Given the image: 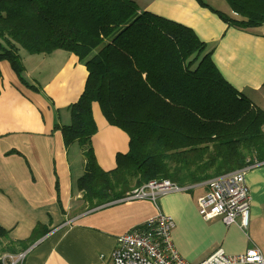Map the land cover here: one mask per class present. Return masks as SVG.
<instances>
[{
  "label": "trees",
  "instance_id": "16d2710c",
  "mask_svg": "<svg viewBox=\"0 0 264 264\" xmlns=\"http://www.w3.org/2000/svg\"><path fill=\"white\" fill-rule=\"evenodd\" d=\"M226 1L235 16L213 9L231 25L264 23V0ZM207 44L191 27L141 11L135 0H0V64L9 61L25 85L23 50L61 49L86 63L84 91L69 106L71 122L56 127L66 145L84 147L77 188L92 207L151 180L186 187L242 169L253 157L264 160V110L227 82ZM94 102L129 136L128 152L109 171L93 150ZM37 234L38 227L15 244L25 248ZM7 237L0 225V240ZM15 244L6 250L17 253Z\"/></svg>",
  "mask_w": 264,
  "mask_h": 264
},
{
  "label": "crops",
  "instance_id": "0c3cea01",
  "mask_svg": "<svg viewBox=\"0 0 264 264\" xmlns=\"http://www.w3.org/2000/svg\"><path fill=\"white\" fill-rule=\"evenodd\" d=\"M135 1L141 11L191 27L214 49L213 60L227 82L264 110V23L249 29L231 25L214 10L235 16L226 0ZM21 57L29 84L4 63L0 85V225L9 232L0 248L28 239L38 227L33 243L25 248L15 244L17 253L25 254L22 264H108L118 236L160 210L173 218L170 236L186 261L199 263L219 247L228 255L252 246L264 253V160L257 157L246 169L251 195L246 231L202 217L197 196L206 191L207 180L163 194L156 202L121 198L99 207L85 202L77 188L85 172L84 147L66 145L56 125L71 122L69 106L84 91L86 63L61 49L23 51ZM101 111L94 102L98 130L91 138L97 163L109 171L117 155L128 152L129 136ZM4 250L2 257L13 255Z\"/></svg>",
  "mask_w": 264,
  "mask_h": 264
},
{
  "label": "built area",
  "instance_id": "2783aa9c",
  "mask_svg": "<svg viewBox=\"0 0 264 264\" xmlns=\"http://www.w3.org/2000/svg\"><path fill=\"white\" fill-rule=\"evenodd\" d=\"M251 164L207 180L206 191L197 196L199 213L205 220L219 218L224 223L236 224L247 230L251 218V195L246 181V169ZM170 180H152L129 192L122 199H151L168 192L182 190ZM175 226L171 216L158 210L144 223L120 234L112 250L108 264H264V253L258 246H252L243 254L228 255L220 247L207 259L192 263L181 257L171 238ZM11 256L12 261L7 262ZM25 254L17 257L5 255V264H22Z\"/></svg>",
  "mask_w": 264,
  "mask_h": 264
},
{
  "label": "rangeland",
  "instance_id": "374dc122",
  "mask_svg": "<svg viewBox=\"0 0 264 264\" xmlns=\"http://www.w3.org/2000/svg\"><path fill=\"white\" fill-rule=\"evenodd\" d=\"M21 49V48H20ZM21 50H23V49H21ZM24 51V50H23ZM55 51V50H54ZM23 62V61H22ZM4 63H6V64H8L9 66H10V68H11V70L14 72V74L16 73L15 71H14V69H13V67H11L12 65H11V63L9 62V61H4V62H2L1 64H0V67H1V73H2V77H3V64ZM18 76V75H17ZM24 76H25V78H27V76H26V74H24ZM18 79H19V81L22 83V84H24V82L19 78V77H17ZM117 163V162H116ZM163 180H170V179H162V180H159V181H163ZM152 181V180H151ZM170 181H172V180H170ZM150 181H148L147 183H149ZM147 183H145V184H147ZM145 184H143V185H145ZM139 187V186H138ZM136 188H137V186H136ZM185 188H187V187H185ZM135 189V188H134ZM132 191V190H131ZM99 207V206H98ZM144 223V222H143ZM134 228V227H133ZM132 229V228H131ZM131 229H129V230H131ZM129 230H127V231H129ZM126 231V232H127ZM125 233V232H124ZM123 234V233H122ZM3 239H6V238H3ZM3 239H1L2 241H3ZM0 240V241H1ZM16 242H11L7 247H4V248H0V253L1 254H3V252L5 251L4 249L6 248H8V249H11V247H12V245H14ZM1 250H3V251H1ZM20 254H22V253H16V252H14L13 253V256L14 257H17L18 255H20ZM7 255H11V254H7ZM7 262H11L12 261V257L11 256H9V257H7Z\"/></svg>",
  "mask_w": 264,
  "mask_h": 264
}]
</instances>
